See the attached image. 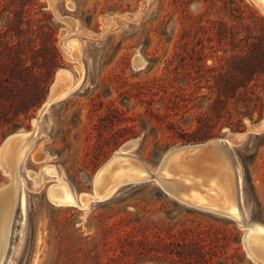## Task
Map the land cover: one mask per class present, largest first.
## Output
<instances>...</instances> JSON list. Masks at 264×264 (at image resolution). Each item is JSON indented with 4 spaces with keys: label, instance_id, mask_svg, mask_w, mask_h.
Segmentation results:
<instances>
[{
    "label": "rangeland",
    "instance_id": "1",
    "mask_svg": "<svg viewBox=\"0 0 264 264\" xmlns=\"http://www.w3.org/2000/svg\"><path fill=\"white\" fill-rule=\"evenodd\" d=\"M72 39L81 45L84 75L45 112L19 167L0 264H258L245 226L227 208L186 203L155 178L125 183L88 208L56 205L47 193L58 179L46 170L55 166L79 200L95 195L96 172L126 143H135L128 155L156 175L172 149L217 138L240 212L248 223H264L259 4L0 0V147L32 129L59 70L77 86L78 63L65 50ZM11 180L0 165V185Z\"/></svg>",
    "mask_w": 264,
    "mask_h": 264
},
{
    "label": "bare ground",
    "instance_id": "2",
    "mask_svg": "<svg viewBox=\"0 0 264 264\" xmlns=\"http://www.w3.org/2000/svg\"><path fill=\"white\" fill-rule=\"evenodd\" d=\"M255 2L264 11V0H255ZM67 45L71 47V50L65 48L67 56L78 63L80 80L77 86L74 85V76L70 71L59 70L47 100L33 119L32 129L8 136L0 147V165L3 171L12 177L10 182L0 185V258L8 242L13 210L18 200L19 167L38 134L40 121L52 103L78 88L84 75L82 48L79 41L72 39ZM230 138L233 139L234 136L231 135ZM217 140L214 138L204 143L188 144L172 149L166 155L156 175H153L140 159L128 155L135 143H126L121 147V152L109 158L96 172L95 195L83 193L79 200L75 198L69 184L57 168L49 166L47 173L56 176L58 183L48 189L47 196L56 205L88 208L92 200L108 199L125 183L147 180L155 176L168 193L186 203L213 211L219 210L216 207L220 206L221 209L227 208V214L246 228L244 242L249 254L258 264H264V223H248L240 212L233 189L232 167ZM35 159L44 160L45 157H35ZM29 175L36 178L41 174L29 172Z\"/></svg>",
    "mask_w": 264,
    "mask_h": 264
},
{
    "label": "water",
    "instance_id": "3",
    "mask_svg": "<svg viewBox=\"0 0 264 264\" xmlns=\"http://www.w3.org/2000/svg\"><path fill=\"white\" fill-rule=\"evenodd\" d=\"M151 178H155V179H156L155 176H152ZM245 231H246V230H245ZM245 233H246V232H245ZM244 237H245V234H244ZM5 249H6V247H5ZM4 252H5V250H4ZM4 252H3L2 255H1L0 262H1L2 258H3Z\"/></svg>",
    "mask_w": 264,
    "mask_h": 264
}]
</instances>
